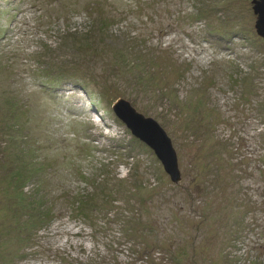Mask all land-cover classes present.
<instances>
[{
	"label": "rangeland",
	"instance_id": "obj_1",
	"mask_svg": "<svg viewBox=\"0 0 264 264\" xmlns=\"http://www.w3.org/2000/svg\"><path fill=\"white\" fill-rule=\"evenodd\" d=\"M251 1L0 0V264H264ZM120 99L168 133L178 184Z\"/></svg>",
	"mask_w": 264,
	"mask_h": 264
},
{
	"label": "water",
	"instance_id": "obj_2",
	"mask_svg": "<svg viewBox=\"0 0 264 264\" xmlns=\"http://www.w3.org/2000/svg\"><path fill=\"white\" fill-rule=\"evenodd\" d=\"M251 2L256 15V32L264 39V0H252ZM114 109L131 133L154 151L171 180L178 183L181 179V173L177 151L163 126L154 118L147 117L137 111L125 99L117 101Z\"/></svg>",
	"mask_w": 264,
	"mask_h": 264
},
{
	"label": "trees",
	"instance_id": "obj_3",
	"mask_svg": "<svg viewBox=\"0 0 264 264\" xmlns=\"http://www.w3.org/2000/svg\"><path fill=\"white\" fill-rule=\"evenodd\" d=\"M209 12L207 14H209ZM52 72H54V71H52ZM73 74L74 73H67L66 72L64 76H66V79H70V78L74 77V76H72ZM56 76H58V73H56L54 77H56ZM75 82H80L81 83L82 88L84 89V91L86 92V94L88 95V97H90L93 100V102L97 98H98L99 102H101L100 99H101V93H102V91L100 90L101 86H100L99 82H96V84L95 85H92V87H91V85L88 84L89 82H86V80L85 79H82V78L81 79H77L76 78L75 79ZM33 208L35 209L34 206H33ZM39 213H40V215L38 217H39L40 220H37V221H33V216H31V215H29L27 213L25 214V217L27 218V219H25L26 222H30V221H28V219L33 222V227H32L33 230H32V232L31 231L29 232V233H31L30 235L25 236V238H23L25 241H28V240L32 239V242H35V237L37 236V232H39V230H41L42 228H44L47 225V223L50 222L51 219H52L51 216L50 217L47 216L48 213L46 211L39 212ZM33 237H34V240H33Z\"/></svg>",
	"mask_w": 264,
	"mask_h": 264
}]
</instances>
